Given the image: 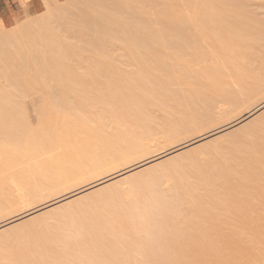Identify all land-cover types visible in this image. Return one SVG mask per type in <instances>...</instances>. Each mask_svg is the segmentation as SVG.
<instances>
[{
  "label": "bare ground",
  "instance_id": "6f19581e",
  "mask_svg": "<svg viewBox=\"0 0 264 264\" xmlns=\"http://www.w3.org/2000/svg\"><path fill=\"white\" fill-rule=\"evenodd\" d=\"M79 1L0 30V264H264V0Z\"/></svg>",
  "mask_w": 264,
  "mask_h": 264
},
{
  "label": "rangeland",
  "instance_id": "374dc122",
  "mask_svg": "<svg viewBox=\"0 0 264 264\" xmlns=\"http://www.w3.org/2000/svg\"><path fill=\"white\" fill-rule=\"evenodd\" d=\"M42 1H43V6H44V11L41 12V13H44V12L46 11V7H45V2H44V0H42ZM58 1H60L59 4L61 3V5H66V3L68 2V0H66V1H65V0H58ZM61 1H62L63 3H62ZM64 1H65V2H64ZM85 1H86V2H90V3H87L88 5H86V4L84 3L89 9H86V7H84V9H86V10H84V9L81 10L82 13H81L79 10H77V9L73 10L74 13H75V15H73V16L71 15V16H72V18L75 16V17H76V18H75L76 20L73 18L74 20L71 21V20L68 19L67 22H66V20H63V19H62V20H63V22H62V20L58 19L59 21H57L56 24H61V25L65 24V25H66V23H68V24H67V26H68L69 23L71 24V23H73L74 21L77 23V21H79L80 19L83 20V21H85V20H84L85 18H86V21H87V22H90V23H91V19H89V18H91V16H92L91 13H93V12H91L90 8L98 9V8H96V7H97V5H98V7L100 8V4H102L101 7L104 9V10L101 9V10H102V15H104L103 12H104L105 10H106L105 12H108L107 14H109V15L112 14V13H110V12L107 10L108 7L103 6V3H104V5L107 6L108 4H106V3H109V2H110L109 0H108V1H107V0H106V1L101 0V2H99L100 4L98 3V1L94 4V3H93V0H90V1H88V0H84V1L82 0V1H81V0H80L79 2H80L81 4L78 5V6L80 7V9L83 8V7L81 8V6H84L83 2H85ZM95 1H96V0H95ZM99 1H100V0H99ZM113 1H114V0H113ZM113 1H111V3H110V4L113 5V7H112V6H111V7H112L113 9H117L119 5H121V6H119V8L123 7V6H124L123 1L125 2L126 0H123V1H122V0H115V2L117 1V2H116L117 4H115V2L112 3ZM119 1H120V2H119ZM91 2H92V5H91ZM118 3H119V5H118ZM114 4L116 5V7L114 6ZM90 5H91V7H90ZM95 5H96V7H95ZM67 6H68V5H67ZM108 6H110V5H108ZM109 8H110V7H109ZM119 8H118V9H119ZM99 10H100V9H99ZM76 11H78L80 15L77 14ZM83 11H85V12H83ZM86 12H87V13H86ZM90 12H91V13H90ZM105 12H104V13H105ZM41 13H39V14H41ZM84 13H85V16H86L85 18H84ZM36 15H37V14H36ZM36 15H35V16H36ZM77 15H79V17H78ZM87 15H89L90 17L87 18V17H88ZM27 16L29 17L30 14H28ZM27 16L24 17L22 20L27 19ZM31 16H33V14H31ZM80 16H81V17H80ZM104 16H107L106 13H105ZM113 16H114V15H113ZM115 16H117V15L115 14ZM69 17H70V16H69ZM82 17H83V19H82ZM70 19H71V18H70ZM77 19H79V20H77ZM87 19L90 20V21H88ZM22 20H21V22H22ZM81 20L79 21V23H81ZM60 21H61V22H60ZM68 21H71V22H68ZM105 22H106V23L108 22V24H110V25L113 23L111 20H110V21H105ZM105 22H104V23H105ZM82 23H83V22H82ZM102 23H103V22H102ZM106 23H105V24H106ZM77 24H78V23H77ZM63 26H64V25H63ZM63 26H62V27H63ZM114 26H115V25H114ZM114 26H113V28H114L113 31L116 30V29H115L116 27H114ZM62 27H61V29H63ZM64 28H65L64 30H66V29L68 30V29H69V28L66 27V26H65ZM91 28L94 29L93 27H91ZM101 29H102V26H101ZM101 29L98 27V30H99V31H98V30H97V31L100 32ZM78 30H79V28H78ZM72 31H75V30H72ZM81 31H82V32H80V30H79V33H80V34H83V33L85 32L83 29H81ZM64 32H65L66 34H65ZM70 32H71V31H70ZM76 32H77V29H76L75 33L71 32L72 34H74V37H73L74 41L72 40V34L69 33V30H68V33H69L70 35L67 33V31H63V34H65L66 36H67V34H68V37L71 36V37H69V38H70V42H71V40H72L73 44L78 45L79 42L81 43V39H78V38H79V37H78L79 35L77 36L78 32H77V33H76ZM88 33H89L90 35H92V33H90V31H88ZM86 34H87V32L85 33V37L89 40L90 35H89V34L86 35ZM75 35H76V37H75ZM88 36H89V37H88ZM81 37H82V35L80 36V38H81ZM85 37L83 36L82 39H84ZM86 38H85V40L87 41ZM78 40H79V41H78ZM83 41H84V40H82V42H83ZM77 42H78V43H77ZM76 43H77V44H76ZM82 44H83V43H81V44L78 45V46H82ZM4 48H5V47H4ZM80 53H81V51H80ZM80 53H79V55H82V56H83V53H84L86 56H89V55H90V54H88L87 52H82L81 54H80ZM107 53L109 54L110 52H107ZM118 53L124 55V53H122V52H117V53H114V54H113V52H112L113 55L118 54ZM110 54H111V53H110ZM112 54H111V55H112ZM85 55H84V56H85ZM86 56H85V57H86ZM77 60H79V59H77ZM67 61H68V63L70 64L71 60H67ZM67 61H66V62H67ZM72 61H73V60H72ZM81 61H82V60H81ZM81 61L79 60L80 63H84V64H85V63H87L88 60H87L86 62H85V61H84V62H81ZM75 62H76V61L74 60V61L72 62V64L75 63ZM72 64H70V65H72ZM84 64H82V66H81V69H82L83 72L93 71L92 68L89 69V68L86 67V64H85V65H84ZM70 65H69V66L67 65L65 68H63L62 71L65 70V72H67V71H68V72H74V71H71V70L74 68V69H75V72H76V71H78L77 69L80 68L79 66H75V67H74V66H70ZM73 65H74V64H73ZM103 66L106 67V65H102V66H100V67L103 68ZM71 67H73V68H71ZM100 67H98V68H100ZM109 67H110V66H109ZM109 67L107 66V68H106V69L108 70V73H106V75L109 74V73L112 71V69L109 70V69H110ZM124 67H126V66H124ZM124 67H122V68H124ZM108 68H109V69H108ZM111 68H112V67H111ZM132 68H133V67H129V66H127V69H128V70H130V69L132 70ZM66 69H68V70H66ZM81 69H80V70H81ZM103 69H104V68H103ZM103 69H102V70H103ZM127 69H124V70H127ZM94 70H95V69H94ZM98 70L100 71L101 69H98ZM82 71H80V72H82ZM104 71H105V70H104ZM78 72H79V71H78ZM103 75H105V73H103ZM17 76H18V75H16V74L14 75V77H16V78H17ZM107 76H108V75H107ZM12 77H13V75L10 76L9 78H12ZM14 77H13V78H14ZM104 81H105V80H104ZM104 84H105V83L101 82V86L104 85ZM84 85H86V84H84ZM99 85H100V83H99ZM51 86L54 87L55 91H57V92L60 90V87H61V85L56 86V84L54 85L53 83L51 84ZM104 86H107V84H105ZM102 87H103V86H102ZM60 91H61V90H60ZM60 91H59V93H60ZM57 98H58V97H57ZM57 98H56V99H57ZM59 98H61V97L59 96ZM59 98H58V99H59ZM40 101H41V103H40L39 101H36V104H37V103L39 104L38 107L43 106L44 103L46 102V101L44 102V100H40ZM74 101H75V100H74ZM74 101H72V102H74ZM0 102H1V101H0ZM41 104H43V105H41ZM0 108H1V107H0ZM7 109H8V108H7ZM236 113H237V112H236ZM236 113H233V115H235ZM8 115H9V114H8ZM8 115L6 114V116H8ZM30 115H31V114H29V116H30ZM231 115H232V114H231ZM231 115H229V116H231ZM26 116H27L28 118H26ZM26 116H25V118H26L28 121L30 120V117H31L32 121H31V120L29 121V122H31L30 126H32V127L34 126V127H35V126L37 125L38 118L36 119V116H30V117H29L28 114H26ZM32 117H33V118H32ZM224 117H226V116L223 115L222 118H221V116H220V117L218 116V117L214 118V120H213V122H214L215 124H211V123H210V124H211V125H217L220 121H223V120L225 119ZM2 118L5 120V119H8L9 116H8V117H3V115H2V116H1V119H2ZM11 118L13 119L14 116H13V117L10 116V119H11ZM40 118H41V117H40ZM42 118H45V116H43ZM42 118H41V119H42ZM33 119H35V120H33ZM218 119H219V120H218ZM221 119H222V120H221ZM215 120H216V122H215ZM213 122H212V123H213ZM34 123H35L36 125H34ZM32 124H33V125H32ZM210 124H209V126H211ZM205 127H206V126H204V128H205ZM207 127H208V125H207ZM0 129H1V128H0ZM201 129H203V128H201ZM199 130H200V129H199ZM0 132H3V130L1 129ZM191 132H192V133H191ZM3 133L5 134V132H3ZM193 133H195V132H193L192 130L189 131V133L187 132V134L185 133V134H184V137L181 136V137H182V138H181L182 141H183V138H185L184 140L187 141L188 139L197 136V134L192 135ZM4 134L2 135V134L0 133V136L3 137V136H5ZM10 135H12V134H10ZM13 135H14V134H13ZM11 138H12V140H15V137H14V136H13V137L11 136ZM0 139H2V138L0 137ZM176 144H177V143H176ZM163 146H165V145H163ZM163 146H161V148H162V149L160 148L161 150L158 149V150H160V151H155V153L153 152V154H156V153L161 152V151H163V150H165V149L168 148V147H163ZM1 151H2V150H1ZM1 151H0V152H1ZM3 151H4V150H3ZM153 154H152V155H153ZM149 156H151V155H149ZM187 156H188V154H187ZM12 159H14V158H12ZM4 162H5V161H4ZM4 162L1 161V162H0V165H2ZM10 163H12V160H11V159H10ZM13 163H14V161H13ZM13 163H12V164H13ZM15 169H16V168H15ZM17 170H18L17 174H18V173H21V172L19 171V168H17ZM11 171H13V170H11ZM5 172H6V171H5ZM7 172H8V171H7ZM153 172H155V171H153ZM10 173H11V172H9V175H5V174H7V173L4 174V175L6 176V178L9 177L10 175H11V177L13 178L12 175H14V174H13V173L10 174ZM14 173H16V171H14ZM19 175H20V174H19ZM19 175H18V177H19ZM15 176H17V175H16V174L14 175L15 182H16V180L19 181L18 179H16ZM18 177H17V178H18ZM10 179H11V178H10ZM10 179H9V180L6 179V182L10 181ZM13 181H14V180L12 179V183H13ZM0 183H2V182H0ZM4 183H5V181H4ZM10 183H11V182H10ZM2 184H3V183H2ZM2 184H0V186L6 185V184H3V185H2ZM7 184H9V182H8ZM160 184H161V183H160ZM5 187H6V188H5ZM5 187L3 186V187H2V190H0V191H1V192H2V191L4 192V190H6V191H7V190L10 191V190H12V189L14 188V187L12 186V184H11V185L9 184V188H8V185H6ZM12 187H13V188H12ZM160 187H161V186H160ZM3 188H5V189H3ZM7 188H8V189H7ZM11 188H12V189H11ZM0 189H1V187H0ZM0 197H1V196H0ZM31 198H33V199H35V200H36L37 198L40 199L38 196H36V197L34 196V197H31ZM38 204H40V203H37V205H38ZM0 213H1V212H0ZM2 213H3L4 215H3ZM2 213H1L2 217L5 216V213H4V212H2ZM1 215H0V217H1ZM6 215H7V213H6ZM2 219H3V218H2Z\"/></svg>",
  "mask_w": 264,
  "mask_h": 264
},
{
  "label": "crops",
  "instance_id": "0c3cea01",
  "mask_svg": "<svg viewBox=\"0 0 264 264\" xmlns=\"http://www.w3.org/2000/svg\"><path fill=\"white\" fill-rule=\"evenodd\" d=\"M24 3L25 5H22ZM43 11L42 0H0V23L12 28L14 24L21 22L26 15L39 14Z\"/></svg>",
  "mask_w": 264,
  "mask_h": 264
},
{
  "label": "snow or ice",
  "instance_id": "6c2138e0",
  "mask_svg": "<svg viewBox=\"0 0 264 264\" xmlns=\"http://www.w3.org/2000/svg\"><path fill=\"white\" fill-rule=\"evenodd\" d=\"M29 21L28 20H22V22H17L16 24H14L12 26V29L11 30H16L18 28H21L23 27L24 24H27ZM0 30H3V31H8L9 30V27L8 25H5L3 23H0Z\"/></svg>",
  "mask_w": 264,
  "mask_h": 264
}]
</instances>
